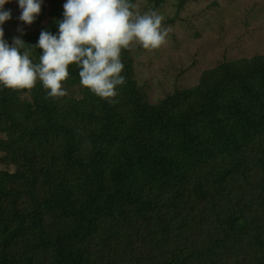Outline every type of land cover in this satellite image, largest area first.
I'll list each match as a JSON object with an SVG mask.
<instances>
[{"label": "trees", "instance_id": "1", "mask_svg": "<svg viewBox=\"0 0 264 264\" xmlns=\"http://www.w3.org/2000/svg\"><path fill=\"white\" fill-rule=\"evenodd\" d=\"M63 12L42 2L32 31L2 26L4 39L35 45ZM121 61L114 103L81 85L75 63L63 97L39 80L0 84V264H264V54L155 103L133 44Z\"/></svg>", "mask_w": 264, "mask_h": 264}, {"label": "clouds", "instance_id": "2", "mask_svg": "<svg viewBox=\"0 0 264 264\" xmlns=\"http://www.w3.org/2000/svg\"><path fill=\"white\" fill-rule=\"evenodd\" d=\"M42 2L18 0L19 20L31 25ZM7 3L0 0V84L13 90L32 89L39 80L50 97H63L67 93L62 82L69 76V65L75 63L81 85L114 103L117 87L126 82L121 75L122 49L133 43L146 50L158 49L169 34L162 27V15L154 10L141 14L130 0H66L57 34L42 30L35 45L22 37H14L10 45L2 27L12 18L11 10L4 8ZM34 48L42 49L38 63L30 58Z\"/></svg>", "mask_w": 264, "mask_h": 264}, {"label": "rangeland", "instance_id": "3", "mask_svg": "<svg viewBox=\"0 0 264 264\" xmlns=\"http://www.w3.org/2000/svg\"><path fill=\"white\" fill-rule=\"evenodd\" d=\"M54 1L43 3L49 9ZM57 1L62 7L66 3ZM4 8L11 10L12 18L2 26L11 33L27 26L32 31L19 20L18 0H9ZM135 10L143 14L154 9L139 1ZM154 11L169 29L166 43L154 50L133 43L135 80L150 103L196 84L202 71L218 63L264 54V0H188L181 9L170 0L164 11ZM169 11L183 20H169Z\"/></svg>", "mask_w": 264, "mask_h": 264}, {"label": "bare ground", "instance_id": "4", "mask_svg": "<svg viewBox=\"0 0 264 264\" xmlns=\"http://www.w3.org/2000/svg\"><path fill=\"white\" fill-rule=\"evenodd\" d=\"M216 66V65H215Z\"/></svg>", "mask_w": 264, "mask_h": 264}]
</instances>
